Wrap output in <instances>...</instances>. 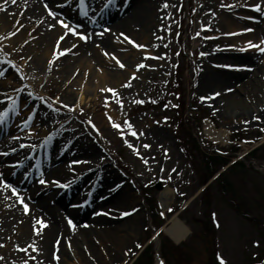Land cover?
Instances as JSON below:
<instances>
[{
  "label": "rangeland",
  "instance_id": "rangeland-1",
  "mask_svg": "<svg viewBox=\"0 0 264 264\" xmlns=\"http://www.w3.org/2000/svg\"><path fill=\"white\" fill-rule=\"evenodd\" d=\"M56 1L70 5L61 20L73 29L83 25L80 30L89 35L97 19L94 12L106 0H96V6L86 1L87 16L79 14L78 0ZM150 1L157 11L142 31L148 38L118 28L116 20L107 27L121 46H111L113 38L110 47L69 45L55 54L46 52L36 65L40 38L23 35V28L32 29L33 24L22 15H11L7 25L1 15L8 7L0 0V109L7 113L0 123V139L16 136L32 145L41 141L35 130L47 129L56 153L42 161L35 157L39 166L32 173L33 183L48 181L39 191L52 196L57 190L47 192L46 184L73 179L77 188L72 198L84 200L81 207L53 200L57 218L75 231L64 239L53 236L59 253L53 250L48 261L34 240L15 230L18 226L9 225L8 233L0 229V264H133L143 244L154 238L155 226L162 225L160 215L168 227L177 216L174 212L184 206L178 218L185 220L189 236L179 248L167 235L156 245L160 249L162 244L167 264H220L221 258L226 264H264V52L242 46L245 39L264 41V22L248 14L255 12L250 5L264 7V0ZM122 7L121 0L112 6L115 11ZM263 12L254 14L261 20ZM123 18L137 23L130 7L118 19ZM53 29L68 32L58 23ZM136 43L145 47L137 48ZM44 49V44L38 46V55ZM247 51L253 53L245 55ZM117 59L125 64L123 69ZM109 88L115 91H105ZM174 92L180 93L183 110ZM197 137L208 150H199ZM236 146L241 150L232 151ZM256 148V160L231 166ZM25 149L21 143L16 151L9 149L8 155H0V163L21 160ZM211 150L226 156L230 168L225 178L199 194L220 165L208 161ZM18 169L5 170L3 177L14 187ZM29 170L26 166L21 173L27 176ZM93 176L99 182L94 186L89 185ZM225 180L232 190L226 189ZM165 190L171 201L163 208L160 197ZM5 196L17 197L0 185V198ZM143 258L142 264H154L148 255Z\"/></svg>",
  "mask_w": 264,
  "mask_h": 264
},
{
  "label": "bare ground",
  "instance_id": "bare-ground-1",
  "mask_svg": "<svg viewBox=\"0 0 264 264\" xmlns=\"http://www.w3.org/2000/svg\"><path fill=\"white\" fill-rule=\"evenodd\" d=\"M1 1L3 6L6 4L8 7L7 11H5L1 15V18L5 19L7 25H10L12 21V19L10 18L11 15L14 16L13 19H15L16 15H22V17L27 19L28 22L33 24L32 29H29V27L27 28L26 26L23 28L25 29L23 35L27 36V38L28 37L32 38V36H34L35 34V37H37V39L40 38L36 43L37 47L35 45V53L37 60L36 65L38 64V62L42 63V61H44L42 55L45 54L46 52L55 54L62 47L69 45L70 47H72L75 44H79V45L81 44L72 33L64 32V31L58 33L56 29L50 28V25L57 24L58 21L63 17V15H65L63 2L60 1L57 2L56 0H15V3H13V0H1ZM86 1L93 4V6H96L97 3L96 0H86ZM123 2L126 7L131 8V15H133L134 13L135 15L134 20L137 21V23H135L136 25L133 22H131L129 19H125V18H123L122 20L118 19L119 17H123L125 14H127L123 7L121 8L120 13H118V11H115L112 8V6H110L109 8L104 9L102 11V15H103L102 21L100 22L99 25H97V27L93 29V33L88 35L89 38L88 44L91 45V47L99 46L100 44L104 46L107 45L110 47L109 41L114 37L113 33L111 31L105 32L104 35H100V33L104 31V29L110 27V26L107 27V25L111 22L114 23V20L116 19L117 22L115 23V26H117L118 28L120 29L127 28L130 34L131 32L137 30L136 32L137 36L140 34L143 35L144 37L147 36V34L142 31H145L146 28L149 27V23L147 24L146 21L148 19L150 20L154 15H156L157 10H155V7L153 6L154 3L150 0H146V2H149V4L151 5H144L143 4L144 1L142 0L141 1L132 0L131 3L130 0H123ZM90 3H88V5ZM45 4L48 5L47 8L45 7ZM49 9H51V11L55 13V18H53V16L49 14ZM102 15L99 14L100 17H102ZM138 26L143 27L142 29L144 30H142ZM97 31H99V33H97ZM115 32L117 34L123 33L117 31ZM61 35H65L64 40L58 39ZM150 38L152 37L150 36ZM249 42L253 44V41H246V42L243 41V44L245 46L247 45L249 46ZM43 43L45 49L44 51H42L40 56V54L38 55L39 50H37V48L38 46H41ZM112 45L121 46L120 44L114 41V38L111 46ZM136 64L141 65L140 62H137ZM118 80H119L118 84H122L124 78L120 76ZM12 95L15 96L16 93H13ZM25 99H27V97H25ZM23 102L26 103V101ZM255 111L257 112V110ZM0 113H4V111L0 109ZM31 113L32 112L26 115V117H28L26 124L30 123L29 117ZM47 131L48 130L45 129L41 131L42 139L48 135ZM40 142L41 144H43L42 141ZM40 142H37L36 144H32V145L26 143L24 144V142L22 141L20 142V140L16 136H9L8 138H4L0 142V155H3L5 152H8L9 149H16L17 147L20 146L21 143V145H23V147L27 149L23 150V152L21 153L20 155L21 160H19L18 163L21 165V170H23V168H25L26 166H30V171L28 173V176L26 177L28 179H31L32 173H35L39 166V163L35 164V161L32 160L33 156L36 155L40 159V161H42L44 158L46 157L50 158L52 155V151L48 149L46 146L42 148L40 147ZM28 155H29V160H26L27 159L26 157ZM1 165H6V161H4L3 164L0 163V166ZM0 173H3V177H5V168H0ZM26 177L23 175L19 176L16 185L23 189H26L27 186H30L32 180L29 181ZM46 187L52 188L53 185L51 183H48ZM21 194L26 195L20 197H23L24 203L28 205L27 211H25L24 204L20 202L19 197L16 199H11L8 196L0 198V229L8 233L12 229V227H10L9 225H13V227L14 225L18 226L19 228H15V230L18 233H21V235L28 237L27 238L28 240L31 239L34 240L35 245L41 250L45 260L48 261L52 258L53 250L55 249L53 247L54 246L52 239L53 236H55L56 238L61 234L63 235L68 232V229L66 225L63 224L61 220L57 218L56 213L53 210V207L51 206V202L43 195H37L36 187L31 186L30 188L27 189V191L22 190ZM168 197H169V192L166 191L163 194V199L167 201L169 199ZM31 201H35V203H31ZM132 224L134 225L133 229H135L134 222ZM92 228L93 227L91 226V229ZM188 232H189L188 228L185 225H183L177 218L173 219L172 225L167 229L168 235L177 243L183 241L185 237L188 235ZM157 264H161V260H158Z\"/></svg>",
  "mask_w": 264,
  "mask_h": 264
},
{
  "label": "snow or ice",
  "instance_id": "snow-or-ice-1",
  "mask_svg": "<svg viewBox=\"0 0 264 264\" xmlns=\"http://www.w3.org/2000/svg\"><path fill=\"white\" fill-rule=\"evenodd\" d=\"M66 2H71V0H66ZM13 3H15V0H13ZM78 4H79V14L83 15V16H87L88 15V11H89V6L87 5V2L86 0H78ZM110 6H116V0H106V2H102V8H101V11H103L104 9H107L109 8ZM121 6H123V0H121ZM168 5L165 4V7H167ZM227 5H222V7H226ZM45 7L47 8L48 5L45 4ZM250 7L254 8L255 11L257 12H260L262 10H264V7H262V4L261 3H255V4H252L250 5ZM49 14L51 16H53V18H55V13L51 11V9H49ZM58 23L60 25L63 26L64 29H67L68 32L72 33L74 36H78L81 40H84L86 41L88 39L87 35L85 34V31H81L80 29L83 28V25H78V28L77 29H73L69 26V24H67L64 20H59ZM56 27V24H52L50 25V28H54ZM111 29L110 28H106L104 29V31H102L100 33V35H104L105 32H110ZM121 35H125L124 33H121ZM59 40H64L65 39V35H61L59 38ZM130 39V38H129ZM132 43H135V41H132ZM262 44H264V41L261 42ZM135 46L137 48H143L145 47L144 45L142 44H139V43H136ZM249 46L250 47H258L260 51L264 52V47H260L259 45H253L251 42H249ZM105 55H109V53L107 51H105L104 53ZM118 64H119V67L120 68H124L125 67V64L120 62L118 59L116 61ZM138 67H142L143 65H137ZM133 75H135V73H133ZM105 91H109V92H113L115 91L114 89H105ZM215 95L219 96L220 93L217 92L215 93ZM142 102V101H141ZM67 107V105H65ZM7 115L6 112L4 113H0V123H3L4 121V117ZM256 119H259V117H256ZM89 123L91 124L92 121H89ZM114 127L116 128H120L121 125L120 124H115ZM129 127H131V125L129 124ZM136 133L133 132V135H135ZM21 147H23V145H21ZM131 147V145H130ZM145 147H150V145H145ZM12 151H16L15 149H12ZM4 155H8V153H4ZM175 171V170H173ZM48 181H45L44 179H40L39 180V183L41 184H44V183H47ZM57 184H59V181H56ZM0 185H3V187L5 189H10L11 190V193L12 194H16L18 195V190L11 184L9 183L8 181H6L4 178H3V173H0ZM65 187H67V185H64ZM20 199V202L22 204H24V209L25 211H27L28 209V205L26 203H24L23 201V197H19ZM129 213L125 212L124 215H128ZM70 224H72V221H69ZM73 228H75V225L73 224L72 225ZM258 243V242H257ZM137 247H140V245L138 244ZM22 251H26V249H21ZM0 259H3L2 257H0ZM33 259H35V257H33ZM23 264H28V261L27 260H24L23 261ZM161 264H163V261H161ZM220 264H226V262L221 258V261H220Z\"/></svg>",
  "mask_w": 264,
  "mask_h": 264
}]
</instances>
